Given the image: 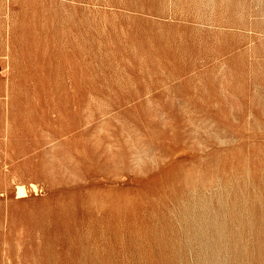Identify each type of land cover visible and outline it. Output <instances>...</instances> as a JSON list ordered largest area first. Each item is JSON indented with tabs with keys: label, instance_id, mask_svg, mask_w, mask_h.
I'll list each match as a JSON object with an SVG mask.
<instances>
[{
	"label": "rangeland",
	"instance_id": "1",
	"mask_svg": "<svg viewBox=\"0 0 264 264\" xmlns=\"http://www.w3.org/2000/svg\"><path fill=\"white\" fill-rule=\"evenodd\" d=\"M0 264H264V0H0Z\"/></svg>",
	"mask_w": 264,
	"mask_h": 264
},
{
	"label": "bare ground",
	"instance_id": "2",
	"mask_svg": "<svg viewBox=\"0 0 264 264\" xmlns=\"http://www.w3.org/2000/svg\"><path fill=\"white\" fill-rule=\"evenodd\" d=\"M19 192H23V189H20Z\"/></svg>",
	"mask_w": 264,
	"mask_h": 264
}]
</instances>
